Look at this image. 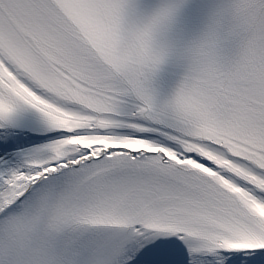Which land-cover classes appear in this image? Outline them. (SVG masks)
<instances>
[{"label":"snow or ice","instance_id":"obj_1","mask_svg":"<svg viewBox=\"0 0 264 264\" xmlns=\"http://www.w3.org/2000/svg\"><path fill=\"white\" fill-rule=\"evenodd\" d=\"M0 264H264V0H0Z\"/></svg>","mask_w":264,"mask_h":264}]
</instances>
